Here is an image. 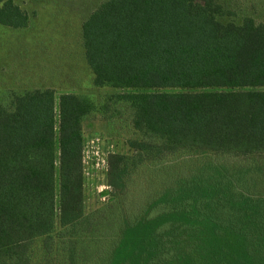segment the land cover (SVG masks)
I'll return each mask as SVG.
<instances>
[{
  "label": "trees",
  "instance_id": "obj_1",
  "mask_svg": "<svg viewBox=\"0 0 264 264\" xmlns=\"http://www.w3.org/2000/svg\"><path fill=\"white\" fill-rule=\"evenodd\" d=\"M225 14L217 0H106L83 23L93 85L116 90L100 108L128 112L140 158L264 157V23ZM0 23L25 27L28 15L0 0ZM96 108L90 94L52 88L0 102V264H30L57 220L84 222L83 125ZM107 163L120 186L124 157ZM237 174L207 166L161 190L105 264H264V195Z\"/></svg>",
  "mask_w": 264,
  "mask_h": 264
},
{
  "label": "rangeland",
  "instance_id": "obj_2",
  "mask_svg": "<svg viewBox=\"0 0 264 264\" xmlns=\"http://www.w3.org/2000/svg\"><path fill=\"white\" fill-rule=\"evenodd\" d=\"M13 1L30 14L35 9L38 12L30 15L31 28L16 29L0 23V102H10L12 92L51 86L57 94H90L97 105L83 125L84 149L88 150L84 162L85 220L66 227L57 220L47 242L43 237L34 240L30 264H105L126 224L145 213L157 193L181 179L190 180L207 166L228 175L237 170L238 178L243 172L249 192L264 195V157L178 151L162 157L160 154L155 160L140 158L132 146V140L140 135L128 112L111 116V111L102 112L100 108L106 96L116 90L92 85L83 60L81 24L101 0H50L43 8L37 0ZM217 1L227 13L223 21L239 23L250 15L257 23H264V0ZM56 70L63 77L53 81ZM92 143L98 155L90 153ZM111 153L124 157L126 171L121 185L115 187L109 185L107 175Z\"/></svg>",
  "mask_w": 264,
  "mask_h": 264
},
{
  "label": "crops",
  "instance_id": "obj_3",
  "mask_svg": "<svg viewBox=\"0 0 264 264\" xmlns=\"http://www.w3.org/2000/svg\"><path fill=\"white\" fill-rule=\"evenodd\" d=\"M48 1H50V0H37V2H39V5H41L40 7L41 8H43V5L46 3V2H48ZM54 1H57V0H54ZM104 1H106V0H101L100 1V3L96 6V8H94L93 10H89V16L92 14V12H94L99 6H100V4H102ZM31 2H32V0H31ZM18 5V4H17ZM23 11H25L26 13H27V15H28V24L25 26V28H27V27H33V23H30V15H32V16H35L36 14H37V12L35 11V10H33V13H29L28 11H27V9L25 10L24 8H22L20 5H18ZM88 16V17H89ZM88 17L84 20V21H82V24H81V38H80V40H81V43H82V45H83V38H82V25H83V23L88 19ZM8 27H10V26H8ZM12 28H14V27H12ZM21 28H23V27H21ZM16 29H19V28H16ZM29 30H31V29H29ZM83 49H84V45H83ZM57 54V53H56ZM83 60H84V62H85V64L86 65H88V69H89V73L91 74V84L93 85V73H92V71H91V68H90V66H89V64H88V62H87V60H86V57H85V49H84V57H83ZM75 71V70H74ZM76 71H77V68H76ZM52 72H54V71H52ZM56 73H59V71L58 70H56L55 72H54V74H53V77H52V80L53 81H55V79H57V78H59L60 76L61 77H63L60 73V75L57 77V75H56ZM74 75V74H73ZM70 76V75H69ZM50 79H51V77H50ZM59 80V79H58ZM43 88H52V89H54L53 87H51V86H44ZM32 89H34V88H32ZM55 90V89H54ZM76 92V91H75Z\"/></svg>",
  "mask_w": 264,
  "mask_h": 264
},
{
  "label": "built area",
  "instance_id": "obj_4",
  "mask_svg": "<svg viewBox=\"0 0 264 264\" xmlns=\"http://www.w3.org/2000/svg\"><path fill=\"white\" fill-rule=\"evenodd\" d=\"M90 146L92 147V151H90V153L93 152L94 155H98V154H99V150H98L97 147L94 145V143H92ZM87 152H88V150H87V149H84L83 165H84V162H86V158H87L86 155H87ZM104 164L106 165V161H105V160H104ZM107 167H108V163H107Z\"/></svg>",
  "mask_w": 264,
  "mask_h": 264
}]
</instances>
